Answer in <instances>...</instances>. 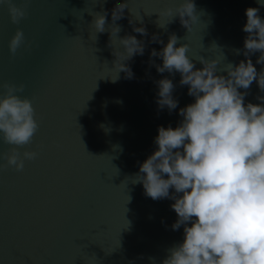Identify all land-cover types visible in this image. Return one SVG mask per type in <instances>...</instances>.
I'll return each mask as SVG.
<instances>
[{"label":"water","instance_id":"1","mask_svg":"<svg viewBox=\"0 0 264 264\" xmlns=\"http://www.w3.org/2000/svg\"><path fill=\"white\" fill-rule=\"evenodd\" d=\"M13 2L19 6L21 0ZM117 3L127 7L110 41ZM179 3L29 0L19 24L10 22L7 4L0 3V82L24 85L17 95L32 102L39 124L32 142L19 149L38 153L22 171L7 166L4 157L15 146L0 140V264H162L168 250L183 242L184 225L171 227L174 200L147 197L136 175L157 150L158 127L175 129L183 119L179 109L195 98L179 84L178 72L158 73L154 65L162 60L150 53L174 34L176 47L188 46L194 70L203 67L200 58L215 60V74L227 77L228 64L246 59L245 10L258 8L264 20V6L257 0H193L196 20L188 31L174 16ZM105 11L106 31L96 34L93 15ZM133 27H144L147 35ZM17 28L25 43L12 56L8 43ZM126 35L142 41L144 53L124 62L132 79L120 72L113 82L118 69L112 53L123 51L119 38ZM153 35L163 43L152 42ZM259 55L248 56L258 73L264 68L256 63ZM163 78L172 81L178 101L171 111L156 103L155 82ZM238 91L247 92L245 105L264 107L255 81Z\"/></svg>","mask_w":264,"mask_h":264},{"label":"clouds","instance_id":"2","mask_svg":"<svg viewBox=\"0 0 264 264\" xmlns=\"http://www.w3.org/2000/svg\"><path fill=\"white\" fill-rule=\"evenodd\" d=\"M28 2L21 0L17 6L13 0H0L7 4L12 24L25 18ZM257 2L264 6V0ZM126 7L127 3H117L112 10L113 23L107 29L110 41L121 30L115 22L123 17ZM165 11L171 15L173 10ZM195 11L193 0H180L174 16L190 31ZM258 12V8L245 10L247 19L242 31L247 33L243 41L246 59L235 66L228 64L227 77L215 74V60L200 58L203 67L194 70L186 55L188 46L176 47L174 34L159 52L153 49L150 53L162 60V65H154L156 71L178 72L179 84L187 85V94L195 98L194 103L179 109L183 119L175 129L158 127L154 139L157 150L139 165L136 175L147 197L174 200L171 208L177 220L172 229L184 225L183 242L168 250L162 264H264V107L245 105L247 92L238 91L249 89L253 81L264 91V68L258 73L248 59L250 53L259 52L256 63L264 65V20ZM93 16L96 34L105 32L107 12ZM133 31L147 35L144 27H133ZM151 39L163 43L156 35ZM24 43V33L17 28L8 43L9 53L14 56ZM119 43L123 51L112 53L113 67L118 69L113 82L120 72L132 79L134 74L124 62L144 53L143 42L135 36L119 38ZM155 83L158 107L176 109L172 81L163 78ZM23 91V84L0 82V140L15 146L4 158L16 171L23 170L26 160L38 156L36 151H19L32 142L39 129L32 102L17 95ZM257 99L264 101V97ZM169 189L182 195H170Z\"/></svg>","mask_w":264,"mask_h":264}]
</instances>
